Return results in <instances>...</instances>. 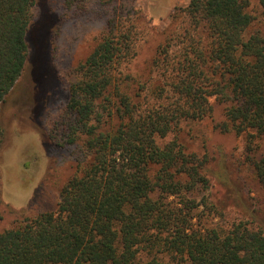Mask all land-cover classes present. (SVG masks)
Instances as JSON below:
<instances>
[{
	"label": "trees",
	"instance_id": "16d2710c",
	"mask_svg": "<svg viewBox=\"0 0 264 264\" xmlns=\"http://www.w3.org/2000/svg\"><path fill=\"white\" fill-rule=\"evenodd\" d=\"M188 1L147 57L140 12L119 0L93 9L79 0H0V106L27 70L37 6L50 11L53 39L75 9L104 22L74 80L57 77L66 94L58 144L75 152L76 171L55 211L0 231V264H264L255 221L194 222L195 194L210 189L211 175L230 183L176 136L185 122L214 120V99L225 106L215 128L243 136L248 158L263 150L264 34L250 31L249 0ZM4 138L0 127V147ZM252 166L264 192V153Z\"/></svg>",
	"mask_w": 264,
	"mask_h": 264
},
{
	"label": "rangeland",
	"instance_id": "374dc122",
	"mask_svg": "<svg viewBox=\"0 0 264 264\" xmlns=\"http://www.w3.org/2000/svg\"><path fill=\"white\" fill-rule=\"evenodd\" d=\"M79 1L88 3V9L97 8L100 3V0ZM249 1L248 10L254 17L250 31L264 34L260 0ZM119 3L127 10L140 12L141 54L148 57L149 47L153 48L162 34L168 32L174 14L182 13L189 1L119 0ZM49 12L44 2L35 8L34 34L38 37L31 42L27 70L0 106V127L5 131L0 147V231L19 218L55 211L62 187L76 171L75 152L58 144L61 140L57 138L60 135L57 124L62 113L59 105L66 94L57 77L64 83L74 80L77 65L95 47L104 22L86 9H75L68 15L60 35L53 39ZM48 92L47 101L41 99ZM212 103L214 120L185 122L176 135L190 151L208 154L212 158L210 169L222 172L230 183L224 184L218 176L211 175L210 189L195 194L200 207L194 222L227 229L237 221H255V226L264 227V192L252 166V160L260 159L264 153V141L263 150L248 158L243 136L215 128L225 118V106L214 99ZM174 138V134L157 137V143L163 146Z\"/></svg>",
	"mask_w": 264,
	"mask_h": 264
}]
</instances>
